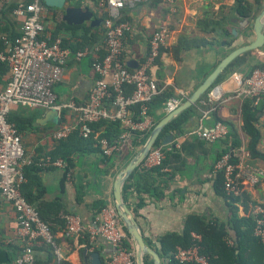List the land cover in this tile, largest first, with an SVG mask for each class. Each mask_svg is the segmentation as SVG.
I'll return each instance as SVG.
<instances>
[{
    "label": "crops",
    "instance_id": "1",
    "mask_svg": "<svg viewBox=\"0 0 264 264\" xmlns=\"http://www.w3.org/2000/svg\"><path fill=\"white\" fill-rule=\"evenodd\" d=\"M29 1L0 0V12ZM70 1L73 4L68 3V7L80 4L82 8H90L94 18L101 19L100 10L87 0ZM249 1L254 6L249 16L239 12L236 0H148L136 8L124 9L121 20H128L133 28L123 40L122 59L126 64L132 62L134 66L139 65L148 53L150 36L162 24L169 25L172 31L169 43L161 50L153 72L160 84L185 101L227 54L255 39L253 23L264 7V0ZM257 1L261 2L260 6L256 4ZM54 13L60 12L50 9L46 12V26L49 28L47 33L52 38L55 25L51 16ZM6 15L10 22L0 20V32H3L0 36L11 43L13 41L9 39L21 34L24 22L13 13ZM85 24L89 26V23ZM72 35L69 30L60 34L62 38L69 39L70 45L65 47L71 51V45L77 42L76 38L80 34L77 33L73 35L75 38L70 39ZM101 37L103 38V33ZM79 40L81 42L80 38ZM74 50L82 51L75 47ZM92 58L91 55L76 58L74 54L69 57L62 82L53 87L57 100L62 102L72 98L79 103L87 101L89 90L96 80L91 68ZM263 62L264 46L251 50L250 54L228 68L230 63L213 86L222 85L227 90H234L237 86L233 79L235 73L248 75L255 68L261 67ZM10 79L9 74L0 85L6 86ZM198 102L185 121L186 135L174 132L166 134L173 135V139L164 143L174 148L166 160V167L160 172L153 170L128 196L127 205L141 227L146 244L159 254L161 264L168 263L164 253L172 255L180 248L173 246L174 241L187 231V222L191 217L197 216L198 219L214 224L220 232H228L231 238L228 242L232 245L239 240L234 220L251 216V205L264 202V178L258 186L246 189V203L245 199H230L224 179L214 170L217 157L225 144L223 141L205 142L202 147L197 140H205L189 136L190 132L200 126L211 128L218 122L228 126L230 124V133L233 134H230V144L234 145L232 149L235 158L264 171V159L259 156L255 158L251 151L254 149L264 154V106H256L251 99L237 96L207 104V109L203 106V101ZM167 114L159 106L155 109L154 117L160 121ZM35 122L38 123L37 120ZM48 125L52 124L48 122L39 127L28 124L21 132L26 154L36 163L28 172L26 184L29 186L26 185L25 188L33 204L47 212V217L52 220L54 238L65 264H92L91 257L95 253L99 254L102 264H109L113 249L102 239L93 238L90 231L99 217L96 203L115 205L114 180L126 165H122L119 170L114 168L107 171L108 167L102 161L101 153L93 147L84 153H74L69 166L44 165L47 157L61 160L52 158L57 143L51 139L52 132L47 131ZM178 144L180 148L176 149L175 145ZM183 144L186 149H183ZM66 212L82 218L88 239L85 236H66V228L60 222V217ZM192 234L196 233L191 231L190 235ZM23 247L24 243L18 233L16 211L0 194V264H8L9 258L12 260L11 264H15ZM35 254L37 264L54 262L43 249L38 248ZM47 259L49 262H46ZM151 260L153 264L152 256Z\"/></svg>",
    "mask_w": 264,
    "mask_h": 264
},
{
    "label": "built area",
    "instance_id": "2",
    "mask_svg": "<svg viewBox=\"0 0 264 264\" xmlns=\"http://www.w3.org/2000/svg\"><path fill=\"white\" fill-rule=\"evenodd\" d=\"M148 0H87L95 7L108 13L102 20L104 36L101 46H95L91 51L82 50L72 53L70 48L63 46L61 38H52L46 31L47 8L41 0H35L31 5L19 4L14 15L23 19L21 35L12 43L6 53H0V60L7 62L11 68V79L6 86L0 85V194L14 207L18 220V233L24 247L16 258L15 264H34L33 246L39 241H45L54 246L58 258L63 259L60 248L55 246L54 233L51 226L42 221L33 206L23 193L26 183L25 167L31 164L26 156L23 136L17 126L9 121L15 108H41L43 111L53 110L62 118L64 111L69 116L59 129L52 133L53 140H65L78 130L82 138L93 134L90 124L103 120L120 121L128 129L119 141L122 145L129 144L131 132H146L154 128L150 116V103L164 90L155 77L153 68L171 37V28L162 24L149 38V50L145 59L138 67L131 69L122 59L126 34L132 30V23L121 20V12L127 8H136ZM100 11V12H101ZM104 51L99 59V53ZM76 58L91 55L94 61L91 68L96 75L85 104H78L74 99L60 102L53 87L62 82L64 70L69 57ZM237 86L227 90L222 85H215L207 91L203 103L210 104L223 101L233 96L252 99L254 105L264 106V62L261 67L251 73H235L233 75ZM130 90V92H129ZM184 99L171 95L164 103L167 113L175 111ZM139 106L141 120H134L132 108ZM198 136L209 143L225 140L230 135L227 124L218 122L211 128H200L189 133ZM100 145L105 156L111 157L121 146L111 144L107 139H100ZM180 148V145H175ZM172 151L170 145L154 147L143 161L148 170L163 167L166 153ZM44 165L62 167L61 160L45 158ZM215 172L224 176V185L228 196L244 199L247 188L258 186L264 178V171L253 164L235 158L233 152H225L214 166ZM251 215L256 221L255 236L264 243V202L251 205ZM67 237H82L86 226L82 218L75 214L65 216ZM93 238L102 239L113 249L109 264H136V250L131 243L115 205L108 204L98 217L95 227L90 231ZM194 244L188 249L177 248L174 259L179 264H210V256L202 253L201 236L192 234ZM130 247L126 246V243Z\"/></svg>",
    "mask_w": 264,
    "mask_h": 264
},
{
    "label": "trees",
    "instance_id": "3",
    "mask_svg": "<svg viewBox=\"0 0 264 264\" xmlns=\"http://www.w3.org/2000/svg\"><path fill=\"white\" fill-rule=\"evenodd\" d=\"M35 0H30L27 3H24L25 5H31L33 4ZM45 8L50 9V10H55L56 12H60L59 14L54 13L52 17V22L55 25V30L53 31V38H61L62 39V44L63 46L69 44V39L62 38L60 34H63L65 31L69 30L71 32V35H75L79 33L78 35L77 42H75L74 45H71L73 48L72 52L76 53L77 51L74 50V47L76 49H81V50H89L91 51L95 46H101V43L103 38L101 37V34L103 33L104 36V29L103 26H98V27H91L90 25L82 24V25H77V26H70L68 25L64 20L63 16L65 13V10L61 9H56V8H49L45 4V0H41ZM69 4H73L70 0L67 1ZM98 3H95L94 8H98ZM257 5H261L260 1L256 2ZM73 6V5H72ZM18 7L13 5L10 10H5L0 12V20H7L10 22L9 16H7V13H13L15 9ZM74 7V6H73ZM82 8V6L79 4L77 8ZM236 8L241 12V14L249 16L252 13V10L254 6L251 4L249 0H236ZM100 10V9H99ZM101 11V10H100ZM101 16L100 18L103 20L105 17L108 16V13L103 9L101 11ZM6 15V16H5ZM49 21V20H48ZM1 30V26H0ZM49 31V28L46 26V31ZM63 32V33H62ZM3 32H0V34ZM22 33V32H21ZM19 34L16 38H10L9 40H12L13 42L20 36ZM70 37L75 38V37ZM95 36V38H94ZM81 39V42L79 40ZM101 41V43L94 44L96 42ZM7 39H4L0 36V53H6L8 48L10 47V44L7 43ZM12 43V42H11ZM93 44V45H92ZM70 45V44H69ZM79 51V50H78ZM251 51H247L243 53L240 57L235 59L231 64L228 66H233L234 64L238 63V61L243 58L244 56L250 54ZM104 51L102 50L99 53V59L103 56ZM94 59L92 58V62ZM11 73V68L7 62L1 61L0 60V84L5 82V77ZM222 78V77H221ZM160 84V83H159ZM161 87H164L163 84H160ZM130 92V90H129ZM206 94L199 100L198 103H202L204 98L206 97ZM173 95V92L168 88L165 87L162 93L158 96L155 97V99L150 103V116L152 117L154 121V127L158 123L159 119L154 117V112L155 109L159 106L164 107V103L167 100L168 97ZM251 101H253L251 99ZM78 104H85V103H79ZM252 104V102H250ZM209 105V104H208ZM207 104H204L203 106L205 109L208 108ZM196 105H193L186 109L183 113H181L178 117H176L174 120H172L170 123H168L165 128L163 129L162 133L159 136V139L157 140V143L155 147H160L161 145H165V137L167 136V133L174 132L175 134L180 135H186L187 129H185L184 124L186 123L187 119L189 118V115L192 113L193 109L195 108ZM66 114H69L68 111H64L62 114V118L54 121L56 122V130L60 128L64 117ZM132 114H133V119L138 121L141 120L140 116V109L139 106H134L132 108ZM38 117V116H36ZM36 117L35 115H31L30 113L27 112L24 107H19L17 108V111H13L9 117V121L14 123L19 132L21 133L24 128L27 127L29 124L30 126L35 125L39 127V123H36ZM231 125L229 124V127ZM90 127L93 130V134H91L88 138H82L79 135L78 130L73 131L70 136L66 140H59L56 141L57 145L54 150V154L52 156L53 159H58L60 158L63 162V164L69 166L70 163L72 162V155L74 153H84L88 151L90 148H94L98 153H101L102 156V161L107 165L108 169L107 171H110L111 169H116L119 170L122 165H127L131 159L136 155V153L139 151V149L145 144L147 139L149 138L152 130L151 131H146V132H131L130 134V141L129 144L122 145L120 144V137L122 136L123 133L127 132L128 129L125 128L120 121H109V120H103L97 123H92L90 124ZM232 127V126H231ZM246 129V128H245ZM231 135L232 132L230 133ZM52 136V134H51ZM198 137V136H190V138ZM52 139V138H51ZM100 139H107L111 144L117 143L118 145L121 146V148L116 151L113 156L107 157L104 155L102 146L99 143ZM198 139V138H195ZM202 139V138H201ZM53 140V139H52ZM200 146L203 147L204 143L207 141H202L200 139L197 140ZM223 143L225 144V147L221 152L219 153L217 160L223 155L225 152H233L232 147L234 145L230 144V135L227 137L225 140H223ZM183 149H186V145H182ZM177 149V148H176ZM175 149V150H176ZM174 151V148L172 151H168L166 153V159L164 162L163 167L154 169V172H160L166 167V160L168 156H170V153ZM252 153L254 154L253 156L257 158L258 156L261 159H264V154L251 149ZM27 156V154H26ZM27 158L31 161V164L27 165L25 167V175L26 179L28 177V172H30L31 167L36 165L34 163V159L30 158L27 156ZM55 161V160H53ZM217 162V161H216ZM31 165V166H30ZM38 165V164H37ZM67 170V169H66ZM153 170H148L142 165L133 173V175L130 177V179L127 181V183L124 186L123 189V196L125 202L128 204V196L132 190H134L136 187L138 188L141 181L144 180ZM222 178L224 179L223 174L220 173ZM27 184L25 183L23 186V193L26 199L28 200L29 203L33 204V200L31 199L28 191L26 190L25 186ZM29 185H27L28 187ZM230 199L237 201L239 200L238 198L230 197ZM244 203H246L247 198H245L244 194ZM97 208L99 209V212L97 214H101V211L103 208H105L107 205L104 202H97L96 203ZM129 205V204H128ZM33 206L36 208L40 219L46 223H48L51 226L52 220L49 219L48 213L45 212L43 209H40L39 207L37 208L34 204ZM70 213H65L60 217V222L63 223L64 228L67 227L65 223V216L69 215ZM234 223L237 225V232H239V240L238 242H234L232 245L228 242V239H231L228 235V232H220L216 226L212 223L205 222L201 219H198V217H191L189 221L187 222V231L184 232V234L181 237H178L174 241L173 246H178L182 249H188L189 246H192L195 242L192 239L190 232H194L196 234H199L200 236L203 237V242L201 243L202 246V253H205L210 256V264H264V243L261 242V240L255 236V228H256V221L254 217L251 215L249 217H244L243 219H237V221L234 220ZM52 228V226H51ZM53 231V229H52ZM128 233V232H127ZM129 235V234H128ZM85 239H88L87 235H84ZM55 246L57 245L55 239ZM127 247H130V244L127 242L126 243ZM40 248L43 249L46 253H49L50 258H53V263L52 264H65L64 259H59L58 255L54 252V246L50 245L49 243L45 241H39L36 244H34L33 249H34V264H37V255L36 250ZM21 253V252H20ZM19 253V254H20ZM18 254V255H19ZM166 259H168L167 264H179L178 262L175 261L174 259V253L172 255L170 254H163ZM18 257V256H17ZM11 258L8 259V264H11ZM16 261V260H15ZM46 262H49L47 259ZM145 264H152L151 256L148 255L145 257Z\"/></svg>",
    "mask_w": 264,
    "mask_h": 264
},
{
    "label": "water",
    "instance_id": "4",
    "mask_svg": "<svg viewBox=\"0 0 264 264\" xmlns=\"http://www.w3.org/2000/svg\"><path fill=\"white\" fill-rule=\"evenodd\" d=\"M67 1L68 0H45V4L49 8L65 10L63 20L70 26H77L85 23H89V25L94 28L102 26V20L94 18L90 8L68 7ZM253 32L255 33V39L233 49L229 54H227L217 65L214 71L175 111L168 113L155 125L145 144L139 149L131 161L116 175L114 180L115 208L135 246L136 264H145V257L148 255L154 258L153 264H161V262L159 254L146 244L141 227L124 200L123 189L125 184L133 173L142 165L150 151L155 147L161 132L169 122L174 120L189 107L195 105L215 84L216 80L220 77L225 68L238 56L247 51L264 46V7L254 20ZM127 66L130 68H136L139 65L134 66L132 62H128ZM57 120L58 114L53 110H47L41 117L37 118V122L41 125ZM172 139L173 135H169L166 137L165 142H169ZM91 258L93 261L92 264H102L99 254L95 253Z\"/></svg>",
    "mask_w": 264,
    "mask_h": 264
},
{
    "label": "rangeland",
    "instance_id": "5",
    "mask_svg": "<svg viewBox=\"0 0 264 264\" xmlns=\"http://www.w3.org/2000/svg\"><path fill=\"white\" fill-rule=\"evenodd\" d=\"M19 108V107H18ZM24 109H26L27 110V112L28 113H30L31 115H35V117L36 116H38V117H36V120H37V118H39L40 116H42L43 114H44V111H43V109H41V108H36V109H30V108H27V107H24ZM52 125H48L47 126V131H50V132H54V131H56V127L53 125V123H54V121H51L50 122ZM122 170V169H121Z\"/></svg>",
    "mask_w": 264,
    "mask_h": 264
}]
</instances>
